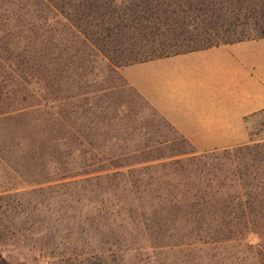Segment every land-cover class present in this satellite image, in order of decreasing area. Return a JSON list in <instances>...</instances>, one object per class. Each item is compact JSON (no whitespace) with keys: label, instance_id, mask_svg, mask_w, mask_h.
I'll use <instances>...</instances> for the list:
<instances>
[{"label":"rangeland","instance_id":"1","mask_svg":"<svg viewBox=\"0 0 264 264\" xmlns=\"http://www.w3.org/2000/svg\"><path fill=\"white\" fill-rule=\"evenodd\" d=\"M116 66L46 2L0 0V264H264V227L250 244L246 228L186 221L199 196L239 193L235 166L193 149ZM249 129L264 143V110ZM140 177L161 208L118 188Z\"/></svg>","mask_w":264,"mask_h":264},{"label":"trees","instance_id":"2","mask_svg":"<svg viewBox=\"0 0 264 264\" xmlns=\"http://www.w3.org/2000/svg\"><path fill=\"white\" fill-rule=\"evenodd\" d=\"M42 1L65 17L81 37L96 47L110 64L116 63L117 66L264 37V0ZM194 32L204 34L202 41L206 44L177 50L183 45L186 37L189 42L196 41L192 39ZM220 155L230 160V164H234L232 181L239 186V193H227V204L224 206H221L218 200L214 203L206 198L203 200L204 195H201L199 198L202 202L194 204L197 208L185 211L182 215L186 216V221L201 225L217 222L236 230L246 228L245 238L248 243H259L262 236L254 229L264 227V143L223 149ZM209 156L216 158L219 155L213 153ZM130 169L132 168L123 172L128 174L132 172ZM110 173L113 176V172ZM90 180L81 178L84 183ZM117 183L118 188L128 185L129 192L135 194L134 200H143L142 207L154 205L157 209L162 204V197L159 196L155 202L148 200V203L142 177L129 181L118 179ZM120 201H123L122 198L117 203ZM117 203L116 205H120ZM126 212V218L129 220V212ZM123 218L125 215L122 220ZM152 219L154 218H144L146 227ZM128 229L129 234L133 230L136 232L137 227L131 226ZM221 235L222 239L232 238L230 234H224L222 231Z\"/></svg>","mask_w":264,"mask_h":264},{"label":"crops","instance_id":"3","mask_svg":"<svg viewBox=\"0 0 264 264\" xmlns=\"http://www.w3.org/2000/svg\"><path fill=\"white\" fill-rule=\"evenodd\" d=\"M115 68L193 149L255 142L249 122L264 110V37Z\"/></svg>","mask_w":264,"mask_h":264}]
</instances>
